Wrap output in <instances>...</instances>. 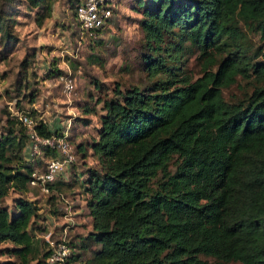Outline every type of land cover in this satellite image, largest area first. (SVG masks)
<instances>
[{
	"label": "trees",
	"instance_id": "16d2710c",
	"mask_svg": "<svg viewBox=\"0 0 264 264\" xmlns=\"http://www.w3.org/2000/svg\"><path fill=\"white\" fill-rule=\"evenodd\" d=\"M53 1L29 0L43 11H36L37 25ZM134 4L150 84L115 87L102 101L97 138L88 145L97 166L81 181L88 237L98 245L88 264H264V61H252L260 48L249 55L241 29L264 41V0ZM4 20L6 45L11 34ZM193 50L201 65L194 79L180 60ZM232 85L241 94L226 100L223 91ZM32 123L41 137L62 135ZM7 125L0 135V200L9 190L24 193L35 168L21 156L28 129L19 119ZM76 150L84 154L81 145ZM37 210L20 197L11 210L0 206V242L11 244L7 251L17 264L33 257L29 226Z\"/></svg>",
	"mask_w": 264,
	"mask_h": 264
},
{
	"label": "rangeland",
	"instance_id": "374dc122",
	"mask_svg": "<svg viewBox=\"0 0 264 264\" xmlns=\"http://www.w3.org/2000/svg\"><path fill=\"white\" fill-rule=\"evenodd\" d=\"M75 4L76 0H54L50 15L37 25L36 11L38 14L43 11L32 7L29 0H0V17L5 18L6 30L11 34L6 45L0 38V135L5 133L8 122L18 123L17 116L28 115L34 123L41 121L47 130L65 133L76 158L65 173L47 185V193L28 186L22 194L9 190L0 200V206L9 210L19 197L33 201L38 208L37 217L29 226L35 251L28 264L42 260L48 247L45 240L60 239L69 248V258L73 254L67 264H88L98 245L88 237L90 217L85 206L88 193L81 181L87 177L86 169L97 166L96 156L88 145L97 138L102 101L113 95L115 87L123 90L150 84L143 71V56L148 50L140 26L142 15L134 9V0H112L108 23L91 40L77 39ZM241 29L248 54L260 48L252 61H264L261 49L264 41L256 32ZM197 55L193 50L180 59L183 58V73L192 79L201 74ZM66 75L74 84L69 96L63 93L60 79ZM240 94L236 85L223 91L226 100ZM78 144L84 149L83 155L76 150ZM21 154L22 160L38 171L43 170L50 157L40 150L31 161L27 142ZM9 248V242H0V262L11 260L17 264L18 259L8 253Z\"/></svg>",
	"mask_w": 264,
	"mask_h": 264
},
{
	"label": "built area",
	"instance_id": "2783aa9c",
	"mask_svg": "<svg viewBox=\"0 0 264 264\" xmlns=\"http://www.w3.org/2000/svg\"><path fill=\"white\" fill-rule=\"evenodd\" d=\"M112 15V0H76L74 19L78 27V40L95 39L97 30L103 28ZM62 91L69 96L73 91V80L68 76L60 78ZM18 119L28 129V147L31 161L36 158L42 148L55 152V157L45 162L42 171L36 168L31 173L30 186L37 187L41 192H48V184L55 181L57 176L65 173L75 161V154L67 135L41 137L33 130V123L28 116H18ZM47 242L49 252L44 264H67L69 248L63 239Z\"/></svg>",
	"mask_w": 264,
	"mask_h": 264
}]
</instances>
